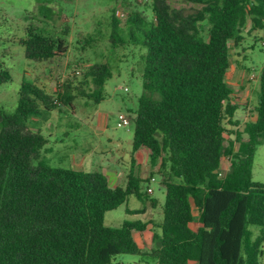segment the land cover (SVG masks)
Here are the masks:
<instances>
[{"label": "trees", "instance_id": "16d2710c", "mask_svg": "<svg viewBox=\"0 0 264 264\" xmlns=\"http://www.w3.org/2000/svg\"><path fill=\"white\" fill-rule=\"evenodd\" d=\"M187 1L203 7L185 15L170 10L166 0H152L150 18L131 10L121 21L115 14L110 19L113 47L132 42L145 49L132 153L149 149L157 166L153 173L165 190L153 247L144 253L133 237L148 221L104 223L105 213L126 204L130 195L145 203L144 180L129 173L124 186L111 188L101 171L49 165L41 155L47 137L29 123L59 100L69 104L72 95L52 98L23 79L14 111L0 108V264H114L122 253L146 255L155 264H260L264 183L252 180V163L264 143V67L255 118L241 132L232 131L227 144L225 121L237 125L238 106L225 74L229 42L241 41L247 21L250 29H264V0ZM48 10L39 11L45 19ZM204 20L207 39L201 33ZM19 43L27 59L41 61L63 53L67 40L29 26ZM111 75L107 62L90 66L87 77L94 87L85 96L100 102ZM10 79L9 70L0 68V84ZM225 156L230 166L219 175ZM150 201L155 207L156 199ZM143 212L126 208L128 214ZM250 225L259 227L253 238Z\"/></svg>", "mask_w": 264, "mask_h": 264}, {"label": "rangeland", "instance_id": "374dc122", "mask_svg": "<svg viewBox=\"0 0 264 264\" xmlns=\"http://www.w3.org/2000/svg\"><path fill=\"white\" fill-rule=\"evenodd\" d=\"M151 2L152 0H0V68L8 69L11 74L9 81L0 84V108L7 112L14 111L23 79L42 88L52 98L66 91L72 95L69 104L59 100L52 111L38 116L41 120L39 122L43 125L47 123V128L53 131L54 139H59L52 145L51 152H41L49 165L67 168L65 163L57 161L63 146L85 142L92 134L96 138L93 153H97L101 145L107 144L106 135L121 137L123 140L132 136L133 122L128 126H117V113L122 111L134 114L136 110L137 98L142 93V56L145 49L132 42L113 47L110 19L115 14L121 21L123 15L131 10L142 11L143 15L150 18ZM166 3L170 10L180 11L185 15L203 7L201 3L187 0H166ZM45 6L49 9L48 19L43 18L39 12ZM201 25L202 36L207 39L206 20ZM29 26L63 35L67 40L65 51L47 60L27 59L19 40L25 37ZM241 34L243 38L239 43L235 44L232 40L229 42L230 64L225 80L233 90L232 100L238 108L234 116L237 125L233 126L225 121V144L234 138L232 131L241 132L245 122L255 118L259 75L264 67V29H250L248 20ZM102 62L109 64L112 75L104 84V99L95 103L92 98L85 96L94 87L87 72L90 66ZM76 69L81 70L79 75L75 74ZM95 108L106 114L104 130H100L92 120ZM76 123L79 125L76 126ZM29 127L36 130L37 124L31 120ZM237 146L238 143L235 142L234 147ZM95 158L96 163L97 154ZM229 166V157H223L219 175H223ZM252 180L264 183V143L257 147L253 157ZM140 186L143 191H146L147 186L153 190L152 193H147L146 202L149 205L152 198L159 202L154 210L147 209L144 215L139 214L142 220L153 221L152 218L159 216L160 206L164 202V187L154 181H142ZM129 205L141 203L135 197H130ZM124 207L125 204H122L107 211L104 215L105 225L117 226L128 218ZM193 212H196L195 208ZM190 226L194 229L196 222H191ZM249 228L253 238L259 227L250 225ZM135 238L140 241L144 253L153 247L151 236L135 232ZM262 250L260 264H264V243ZM112 262L155 264L146 255L127 253L115 255Z\"/></svg>", "mask_w": 264, "mask_h": 264}, {"label": "crops", "instance_id": "0c3cea01", "mask_svg": "<svg viewBox=\"0 0 264 264\" xmlns=\"http://www.w3.org/2000/svg\"><path fill=\"white\" fill-rule=\"evenodd\" d=\"M104 99V98H103ZM102 99V100H103ZM97 109L95 108L94 111H92V120L93 122H96L98 125V128L100 130H104V122L106 118V114L102 111L97 110L96 114L95 111ZM119 112V111H118ZM132 113V112H131ZM40 118L33 117L32 122L37 124L36 130H39L45 137H47V143L45 146V152H51L52 145L58 142V140H55L53 137V131L47 128V123L41 124L39 121ZM43 123V120H42ZM79 123H76V126H78ZM132 136H130L127 140H123L121 137H111L109 135H106V145H101L97 153H93V149L95 146H93L94 141H96V138L93 136L88 137V140L85 142H76L74 146H63V150L59 153V159L57 161H61L65 163L67 168H72L76 170H84V171H101L106 176L108 185L111 188L124 186L126 184L127 175L129 173L141 178L144 181L150 182V177H155V183H160V178L157 174H154L153 172L156 171L157 166H153L150 161V152L149 149L141 146L139 147L134 153H132ZM95 154H97V160L98 162L95 163ZM48 157V156H47ZM100 157V158H99ZM102 157V158H101ZM148 187V186H147ZM130 197H135L134 195H130L128 197V200L125 204L124 210L126 213V208L129 209H139L143 208L144 212L142 215L146 213L147 209L154 210L156 206H159V202L156 198V204L155 207L152 205H149L148 202L145 201L144 204H142L136 197L141 205H129V199ZM152 208H151V207ZM141 213L138 214H128V219H141ZM193 214H197V211ZM162 218V206H160V214L159 216L154 219L153 221L148 220V224L145 230L143 231H133V237L138 244V246L142 250V245L140 244V241H138L135 238V232H140L143 235H149L152 237L153 231L157 230V228L153 224H157L160 222ZM142 220V219H141ZM147 221V220H143ZM121 224V223H120ZM119 224V225H120ZM117 225V226H119ZM197 227V223H196ZM196 227L194 229H196ZM192 228V227H191ZM193 229V228H192Z\"/></svg>", "mask_w": 264, "mask_h": 264}, {"label": "built area", "instance_id": "2783aa9c", "mask_svg": "<svg viewBox=\"0 0 264 264\" xmlns=\"http://www.w3.org/2000/svg\"><path fill=\"white\" fill-rule=\"evenodd\" d=\"M80 69H76L75 70V74L76 75H79L80 74ZM133 118H134V114L132 113H128V112H122V111H119L117 113V126H128L131 124V122H133ZM150 181L153 182L155 181V177L151 176L150 177ZM146 192L147 193H152L153 190L150 186H148L146 188Z\"/></svg>", "mask_w": 264, "mask_h": 264}]
</instances>
